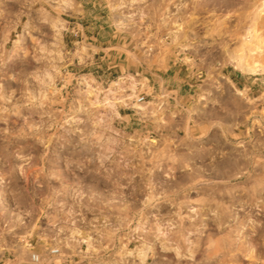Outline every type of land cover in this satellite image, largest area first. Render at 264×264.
<instances>
[{"label": "rangeland", "instance_id": "obj_1", "mask_svg": "<svg viewBox=\"0 0 264 264\" xmlns=\"http://www.w3.org/2000/svg\"><path fill=\"white\" fill-rule=\"evenodd\" d=\"M0 264H264V0H0Z\"/></svg>", "mask_w": 264, "mask_h": 264}, {"label": "built area", "instance_id": "obj_2", "mask_svg": "<svg viewBox=\"0 0 264 264\" xmlns=\"http://www.w3.org/2000/svg\"><path fill=\"white\" fill-rule=\"evenodd\" d=\"M144 99H145L144 97L140 98V99H139V102L144 101ZM52 254H57V252H53ZM39 260H40V257H39L38 255H36V254H33V255H32V261H33L34 263H38Z\"/></svg>", "mask_w": 264, "mask_h": 264}, {"label": "bare ground", "instance_id": "obj_3", "mask_svg": "<svg viewBox=\"0 0 264 264\" xmlns=\"http://www.w3.org/2000/svg\"><path fill=\"white\" fill-rule=\"evenodd\" d=\"M53 252H57V251H53ZM53 252H52V253H53ZM57 253H58V252H57Z\"/></svg>", "mask_w": 264, "mask_h": 264}]
</instances>
